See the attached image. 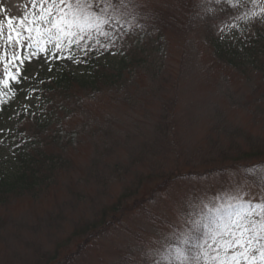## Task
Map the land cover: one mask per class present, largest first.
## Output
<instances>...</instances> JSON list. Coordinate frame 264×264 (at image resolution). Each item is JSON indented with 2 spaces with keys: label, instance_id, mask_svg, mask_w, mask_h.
<instances>
[{
  "label": "rangeland",
  "instance_id": "rangeland-1",
  "mask_svg": "<svg viewBox=\"0 0 264 264\" xmlns=\"http://www.w3.org/2000/svg\"><path fill=\"white\" fill-rule=\"evenodd\" d=\"M135 3L140 24L146 18L159 21L158 11L167 6L163 0ZM203 3L196 0L195 5V26L201 28L189 35L194 47L192 63L177 62L176 32H166L169 43L160 47L155 40L156 44L142 45L150 40L146 27L134 28L136 35L129 37L121 38L118 34L123 33L117 32L120 38L112 39L117 46L108 48V58L114 65L125 55L124 44L132 61L127 65L131 70L128 89L109 87L91 98L85 95L71 114L59 112L56 122L61 147L54 150L51 145L43 150L46 156L60 160L51 173L44 169L39 175L52 176L49 185L0 206V264H130L133 258L135 264H151L142 250L158 247L157 241L165 234L187 230L184 219L192 214L199 218L204 204L219 203L218 197L236 187L244 188L242 195L247 199L264 193L253 182L255 174L247 171L264 167V163H251L244 153L264 137L260 125L264 120L257 117L261 114L257 111L262 96L256 89L259 81L239 78L218 66L207 49L209 37H219L217 27L222 22L241 23L245 29L249 25L232 19L238 12L227 6L213 19L203 12ZM261 6L249 3L240 12L259 11ZM0 7L5 36L9 16L18 27L25 15L32 19L40 13L39 0L35 9L32 0H0ZM237 30L243 31L238 28L233 35ZM0 42L3 46V40ZM27 44L25 40L23 47L9 51H19L23 59L36 51ZM44 47L45 52L26 59L23 65L15 62L20 82L9 81V86H21L29 72L43 69L51 60L62 59L69 71L80 72L82 63L67 58L77 44L68 45L65 39L63 50H56L54 44ZM142 51L143 56L139 55ZM150 59L155 79L144 71ZM3 72L4 62L0 61L1 79ZM131 72L137 74L132 77ZM174 82L179 83L177 94L168 92ZM0 91L8 90L0 85ZM168 99L172 100L165 106L173 109L163 114L161 106ZM4 136L0 131V166L9 170L14 145ZM27 144L37 149L45 145L37 141ZM81 239L85 242L75 253Z\"/></svg>",
  "mask_w": 264,
  "mask_h": 264
},
{
  "label": "trees",
  "instance_id": "trees-1",
  "mask_svg": "<svg viewBox=\"0 0 264 264\" xmlns=\"http://www.w3.org/2000/svg\"><path fill=\"white\" fill-rule=\"evenodd\" d=\"M163 1L166 2L167 6L164 11H158L157 19H160L159 21L152 18L143 20V25L148 28L146 30L150 34V40L141 43L148 47L150 44H156V41L160 47L168 41L166 32H176L179 37L175 39L178 40L176 48H178L179 59L177 62L179 65L192 63L194 52L192 50H194V47L191 44L189 35L196 29L201 28V26H195L197 24L194 19L196 0ZM158 16L161 17L159 18ZM219 23L220 21L217 22V24ZM242 23L245 24L244 21ZM236 24L240 25V27L234 30L241 28L243 31L237 30L233 37L227 34L225 35L226 38L223 39L220 35L215 38L209 37L207 49L212 60L218 66H223L227 71L239 78L254 77L259 81L256 89L262 96L258 99L260 108L257 111H260L259 113L261 114L257 115L260 119H256L263 121L264 27H261L258 22L251 25V28L248 26V29L242 28L241 23ZM126 25L123 26L125 31H127L126 27H129L128 24ZM106 31L109 32V38L94 32L91 39L86 36L84 40L79 41L77 44L76 50L73 51L71 56L74 57L73 60L82 63V65L79 64V73L69 71L64 66L62 59L58 62H52L51 60L43 69L35 71L33 74L29 72L27 79L24 78L21 86L15 89L10 87L15 93L14 96L9 93L2 97L3 102L0 103V131L5 135V140L14 145V152L9 162L11 165L10 169L6 170L7 167L0 166V206L7 204L10 198H23L28 193L32 194L41 185H49L52 176L39 175L44 169L51 173L56 162L60 160L59 157H52L51 154L46 156V151L43 150L44 148L47 150V147L51 145L53 149L56 148L54 150L61 147V137L57 134L60 129H58V123L56 122L58 121L57 115L59 112H65L64 115L71 114L69 113L71 112L70 110L78 107L79 103H81L80 99L82 98L83 100L85 95H89V98H91L109 87L120 91L128 89V82L131 80L129 74L131 70L127 65L132 63V61L126 55L127 51L123 46L124 44L122 43V51L125 55L121 56L114 65L111 64L113 60L108 58L110 50L103 47V45H110L111 40L115 37L112 36V33L121 32L120 27L112 28L109 26ZM118 35L121 38L124 37L123 34L122 36ZM152 35L154 39H152ZM171 44L172 41H170ZM115 46H117V41H115ZM164 48L159 53H163ZM2 50L4 51V45L2 46L0 42V53ZM189 50H191L190 53ZM120 53L118 52V54ZM143 54L144 51L139 55L143 56ZM151 61L152 59L149 60L148 67H145L146 70L144 71L149 74L150 78L155 79L157 74L152 68ZM136 74L137 72H131L132 77ZM125 78L127 79L125 80ZM11 82L14 81L10 80ZM178 84L177 82L171 83L168 92L177 94L174 92L176 89L178 90ZM171 100L168 99L161 106L163 107V114H167L169 110L173 109L171 106H165ZM85 103H83V106ZM176 109L177 106L175 108L174 105V110ZM165 119L167 120V118ZM260 125L264 132V122ZM70 136L73 138L74 134ZM253 137L254 139L257 138L254 135ZM23 139H25L24 143ZM34 141H37L40 145H45H42L39 149L34 146H28V142ZM263 141L264 137L260 144L244 152L251 158L248 159L249 162L255 164L264 163V160L261 161L260 159V157L264 156ZM84 242L81 239L77 243L75 253L79 252L78 250L81 249V244ZM72 254L74 255V252Z\"/></svg>",
  "mask_w": 264,
  "mask_h": 264
},
{
  "label": "snow or ice",
  "instance_id": "snow-or-ice-1",
  "mask_svg": "<svg viewBox=\"0 0 264 264\" xmlns=\"http://www.w3.org/2000/svg\"><path fill=\"white\" fill-rule=\"evenodd\" d=\"M249 3L254 6L264 5V0H204L201 7L206 15L215 19L217 12H224L227 6L240 13L232 19L244 21L249 26L258 22L264 27V6L259 11L240 12ZM211 4L220 7L217 9L205 6ZM39 5V15H33L32 19L25 15L23 19H19L18 27L9 16L6 36L4 23L0 21V40L4 42V52L0 54V61L4 62L0 85L8 90L0 91V103L3 102V96L9 93L15 95L9 81L20 82V68L15 62L19 60L23 65L26 59L36 56L38 52H45V44H54L56 50H63L65 39L68 45L78 44L86 36L91 39L93 31L109 38V32L105 30L109 26H119L124 37L136 35L134 28L145 27L139 23L140 14L135 0H39ZM36 6L37 0H32L33 9ZM0 11H3L2 7ZM121 21L129 25L127 31ZM237 27L240 25L222 22L217 32L223 39L226 38V32L233 35ZM24 32L27 35H23ZM112 36L120 38L116 32ZM25 40L28 41L27 47L35 48L36 51L21 59L19 51L9 49L23 47ZM110 46H115V40H111L110 45H103L105 48ZM67 58L74 59L71 55ZM13 68L15 72L12 71ZM247 171L254 173L253 182L264 188V167L249 168ZM243 192L242 187L231 189L224 196L218 197L219 203L213 200L204 204L199 218H194V214L186 216L184 224L187 230L180 229L165 234L157 241L158 247L142 250L144 259L151 264H264V193L259 198L247 199L242 195ZM130 264H135L134 258Z\"/></svg>",
  "mask_w": 264,
  "mask_h": 264
}]
</instances>
